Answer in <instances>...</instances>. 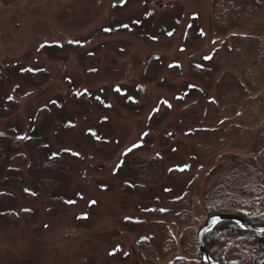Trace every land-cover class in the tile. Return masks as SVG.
I'll use <instances>...</instances> for the list:
<instances>
[{"label":"rangeland","instance_id":"rangeland-1","mask_svg":"<svg viewBox=\"0 0 264 264\" xmlns=\"http://www.w3.org/2000/svg\"><path fill=\"white\" fill-rule=\"evenodd\" d=\"M263 135L264 0H0V264H198Z\"/></svg>","mask_w":264,"mask_h":264},{"label":"trees","instance_id":"trees-1","mask_svg":"<svg viewBox=\"0 0 264 264\" xmlns=\"http://www.w3.org/2000/svg\"><path fill=\"white\" fill-rule=\"evenodd\" d=\"M33 141L27 140L32 145L28 171L46 187L48 193L56 191L60 186L63 158L50 154L43 143ZM259 147L263 162L264 144L259 143ZM4 160L5 156L0 150V170ZM236 164L234 162V165L230 164L227 168L235 167ZM252 166L253 168L244 165L242 169L229 170L218 180L217 185L215 183L210 187L204 198L207 215L233 213L241 216L250 225L264 226V164L260 169ZM234 180L241 181L243 194L248 195V198L227 189ZM15 185L19 191L22 190L18 180ZM204 244L215 264H264V233L244 229L237 222H219L206 232ZM199 257L201 258L200 253ZM197 262L206 264L201 259H197Z\"/></svg>","mask_w":264,"mask_h":264},{"label":"water","instance_id":"water-1","mask_svg":"<svg viewBox=\"0 0 264 264\" xmlns=\"http://www.w3.org/2000/svg\"><path fill=\"white\" fill-rule=\"evenodd\" d=\"M225 220H231V221L237 222L244 229L258 232V233H264V226L250 225L246 220H244L242 217L236 214L217 213V214L211 215L206 219L205 223L201 226L197 234V246H198V250L200 252L201 260L203 263L215 264L214 260L208 254L205 248L204 236L206 232L210 231L219 222L225 221Z\"/></svg>","mask_w":264,"mask_h":264}]
</instances>
